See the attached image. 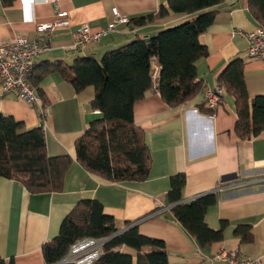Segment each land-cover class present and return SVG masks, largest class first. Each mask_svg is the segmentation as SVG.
<instances>
[{
    "label": "crops",
    "instance_id": "obj_1",
    "mask_svg": "<svg viewBox=\"0 0 264 264\" xmlns=\"http://www.w3.org/2000/svg\"><path fill=\"white\" fill-rule=\"evenodd\" d=\"M163 3L167 0H14L7 6L0 0V43L15 35L36 38L37 23L55 20L60 11L67 10L69 25L47 34L51 48L37 56L35 64L46 60L71 64L80 55L100 59L133 38H150L197 14L171 12L134 27L128 22L117 23L100 42L75 49L73 44L82 26L87 24L92 30L108 26L115 17V7L130 20L157 14ZM215 9L214 23L201 36L209 54L196 62L204 88L178 107L169 106L155 90L135 103V122L145 131L152 158L149 177L144 181L113 182L78 162L76 141L99 116V110L91 106L94 85L77 91L59 72H52L37 84L31 81L40 97L31 104L13 93L4 94L0 82V113L12 115L25 128L42 125L48 154L73 158L59 192H31L21 181L0 176V257L6 264L11 260L14 264H46L43 244L59 234L63 219L82 199L99 200L118 227L131 221L141 234L163 240L169 264H206L222 249H236L244 257L264 262V131L250 139L237 136L235 98L223 85V103L215 114L201 109L206 103V89L220 84L219 75L237 57L245 61L250 98L264 95V61L249 56L248 39L235 33L260 24L250 14L248 0H222ZM176 173L186 175L182 201L208 192L218 194L205 220L214 229L222 221L228 222L223 240L203 247L170 208L163 214L155 213L170 206L167 192L170 177ZM240 224L252 226V242H242L234 234ZM118 249L132 254L136 264L134 248L123 245Z\"/></svg>",
    "mask_w": 264,
    "mask_h": 264
},
{
    "label": "trees",
    "instance_id": "obj_2",
    "mask_svg": "<svg viewBox=\"0 0 264 264\" xmlns=\"http://www.w3.org/2000/svg\"><path fill=\"white\" fill-rule=\"evenodd\" d=\"M2 2L8 6L14 0ZM221 2L167 0L157 14L132 18L128 24L142 26L171 12L196 13V17L163 29L148 40L137 37L105 52L100 59L95 55H80L71 64L46 60L34 67L30 79L35 84L45 75L59 72L77 91L95 86L91 106L99 110V116L90 121L76 141L77 160L85 169L113 182L144 181L149 177L152 158L145 131L135 122V103L149 90H155L169 106L178 107L204 88L196 62L208 56L209 49L201 36L214 23L218 14L215 6ZM248 5L252 17L264 26V0H248ZM244 66L242 58L232 59L219 75L218 83L235 98L237 136L250 139L264 131V95L250 98ZM205 106L201 109L212 114ZM72 159L69 154H48L42 125L25 128L12 115L0 113V176L21 181L31 192H59ZM185 185V173L170 177L167 197L173 216L203 247L223 240L228 222L222 221L214 229L205 220L207 209L216 204L218 194L208 192L182 201ZM131 223L127 221L125 226ZM120 229L99 200L82 199L63 219L59 234L43 244L46 264H69L61 260L80 238L112 235L105 244L104 254L94 264H133V255L118 249L123 245L136 250V264H169L163 240L141 234L137 225L118 233ZM234 234L242 242L254 240L252 226L248 224L237 225ZM0 264H6L1 257ZM7 264H14V260Z\"/></svg>",
    "mask_w": 264,
    "mask_h": 264
},
{
    "label": "built area",
    "instance_id": "obj_3",
    "mask_svg": "<svg viewBox=\"0 0 264 264\" xmlns=\"http://www.w3.org/2000/svg\"><path fill=\"white\" fill-rule=\"evenodd\" d=\"M57 0H34L35 3H54ZM115 17L106 27L92 30L89 25H84L78 32L74 41V48H83L93 42H100L102 37L113 30L117 23L129 22L127 16L121 15L118 9L113 8ZM57 19L37 23L39 35L29 38L24 35H15L13 38L3 40L0 43V82L4 94H15L28 103L39 102L37 89L32 84L30 75L36 66L35 58L49 50L47 34L56 29L69 25L67 10L60 11ZM248 39V55L264 61V26L259 25L253 30L238 29L235 31ZM224 89L221 84L214 88L206 89V107L215 114L217 108L223 103ZM171 206L162 207L156 214H163L170 210ZM131 224L123 226L118 233L126 230ZM112 236H86L75 241L61 263L69 264H94L103 254L107 241ZM221 262L223 264H264L259 259L244 257L236 249H222L210 256L206 264Z\"/></svg>",
    "mask_w": 264,
    "mask_h": 264
},
{
    "label": "water",
    "instance_id": "obj_4",
    "mask_svg": "<svg viewBox=\"0 0 264 264\" xmlns=\"http://www.w3.org/2000/svg\"><path fill=\"white\" fill-rule=\"evenodd\" d=\"M148 39H149L148 37L145 38V40H148Z\"/></svg>",
    "mask_w": 264,
    "mask_h": 264
},
{
    "label": "rangeland",
    "instance_id": "obj_5",
    "mask_svg": "<svg viewBox=\"0 0 264 264\" xmlns=\"http://www.w3.org/2000/svg\"><path fill=\"white\" fill-rule=\"evenodd\" d=\"M132 40H134V38H133ZM100 57H101V56H100ZM100 57H99V58H100ZM212 114H213V113H212Z\"/></svg>",
    "mask_w": 264,
    "mask_h": 264
}]
</instances>
